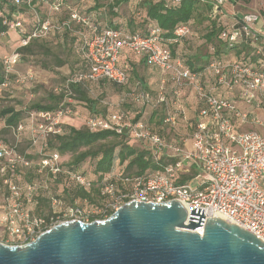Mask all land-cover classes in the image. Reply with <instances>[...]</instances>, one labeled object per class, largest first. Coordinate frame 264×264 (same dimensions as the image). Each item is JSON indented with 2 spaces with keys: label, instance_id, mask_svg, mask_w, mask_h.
I'll return each instance as SVG.
<instances>
[{
  "label": "built area",
  "instance_id": "built-area-1",
  "mask_svg": "<svg viewBox=\"0 0 264 264\" xmlns=\"http://www.w3.org/2000/svg\"><path fill=\"white\" fill-rule=\"evenodd\" d=\"M46 2V0H41ZM209 3L215 13L227 23L219 34L224 57L217 58L201 72L186 68L182 61L173 60L171 51L161 45V30L151 26L148 36L132 35L112 28H100L96 13L74 12L69 21L55 24L50 20H25L20 15L9 24L10 31L19 36L18 48L28 46L34 40H44L61 34L64 29L73 30L72 23L89 29L90 36L81 37V56L88 65L86 73L70 76L66 83L55 89L64 93V99L55 113L33 114L31 147H37L40 155L48 149L51 135L62 134L61 125L68 117L76 116L75 94L72 85L85 81L98 83L103 80L117 85L128 83L127 73L120 67L119 58L124 49L144 58L162 73L157 92L154 94L138 81L123 93L117 104L104 103L109 107L105 117H86L90 132L111 131L131 137L146 148L156 164L162 167L153 173L124 178L129 188L117 193L112 176H105L101 183V195L108 198L104 208L78 204L66 208L61 215L49 221L31 215L17 191L4 196L5 207L0 211V243L10 246L26 245L51 228L68 221L91 223L108 219L129 202L164 203L180 202L187 210H203L206 218H219L238 225L264 241V134L255 130L240 131L241 126L264 128V12L239 13L234 0H201ZM176 3L180 0H176ZM62 2L51 5L58 12ZM190 34L188 26L179 27L176 37ZM241 52L243 61L228 58ZM212 52L214 53L215 50ZM21 57L16 51L2 59L7 75L1 88L10 84ZM90 91L89 88H87ZM195 108L191 131L179 130L188 121L190 104ZM126 105L140 109L163 112L162 124L168 127L167 138L153 131L143 119H136ZM25 130L18 128L17 136ZM15 145L0 142V173L8 175L4 184L12 187L13 177L19 165L29 166L25 155ZM41 167L56 177L62 172L60 155L51 153L42 159ZM10 174V176H9ZM71 180L83 188L91 186L87 178L72 174ZM34 187L28 188L31 199ZM56 205V202H54Z\"/></svg>",
  "mask_w": 264,
  "mask_h": 264
},
{
  "label": "trees",
  "instance_id": "trees-1",
  "mask_svg": "<svg viewBox=\"0 0 264 264\" xmlns=\"http://www.w3.org/2000/svg\"><path fill=\"white\" fill-rule=\"evenodd\" d=\"M57 1L0 0V40L13 32L10 31L9 24L20 15H28L33 22L39 16L42 20L62 24L69 21L74 12L82 15L96 13L101 29L112 28L145 37L149 35L151 26L158 27L161 30V45L171 51L174 61H182L183 65L193 72H201L213 60L224 57L219 34L223 28L228 26V21L218 15L215 17L213 7L201 0H180L178 3L175 2L176 0H61L60 10L54 12L51 10V5ZM132 4H135V9L131 11L130 19H127L125 14L129 12H127V9ZM234 4H236V0H234ZM262 12L264 11L262 10ZM204 23H208V25L205 34L200 37L203 45L209 47L208 51L203 56L183 54L180 50L181 45L187 43L188 46H191V39L195 34L196 27L202 26ZM182 26H188L190 34L180 38L176 37L175 31ZM72 28V31L64 29L61 34L55 35L63 41L70 39L78 49V63L70 76L86 73L89 70L88 65L81 56L82 40L78 33L90 36V31L88 28L74 22ZM44 40H34L28 46L20 48L19 52L29 53L34 44ZM212 50H215V52L213 53ZM134 56L137 55L124 49L119 58L120 67L128 75L126 85L121 86L103 80L98 83L85 81L83 84L71 86L76 102L86 105L87 116L105 117L107 114L106 110L104 112L100 110V102L90 97L87 88L90 89L94 85L111 84L120 90H125L133 82L131 72L137 78L136 82L144 83L148 90L154 94L157 92L159 86L154 84L148 87L147 83L144 82L145 77H141L135 70L133 65ZM228 58L243 61L242 53L239 51ZM144 64L145 70L162 76L160 70L149 65L145 59ZM58 65L63 66L64 62L60 61ZM6 80L7 75L4 65L0 62V87ZM64 96V93H49L47 103L37 102L22 109L8 106L0 110V116L4 119L7 131L16 135L20 125L25 127V130L20 134L24 141L18 145L17 150L20 154L25 155L26 160L29 162L27 167L18 166L16 175L13 177L12 187L4 184V179L8 175L0 173L3 200L4 196H9L13 191H17L22 205L28 209L31 215L48 221L61 215L66 208L78 204L87 203V205L97 209L104 208L108 202V198L101 195V183L105 176H112L117 193L121 194L129 188V184L125 180L117 178L118 173L123 172L124 178H133L162 169L160 165L155 163L149 149L144 145L139 149L134 146L136 141L131 137L118 135L111 131L90 132L85 124L86 119L84 125L76 126L67 123L66 118L61 125L62 134L51 135L48 140V149L44 152V155H40L37 147H31V126L33 124L31 116L41 112L55 113L59 109ZM76 105H74V109L77 116L79 111L76 110ZM162 116L163 112L161 110L152 111V117L148 124L154 132L167 137L168 127L162 124ZM139 118L140 116L136 119ZM151 124L156 125V128ZM171 134L170 132L169 135L171 136ZM2 141L4 145H9L8 141ZM23 142L27 145V149L22 147ZM53 152L60 155L62 168V172L56 177L48 169L42 170L41 167L42 159L49 157ZM88 160L94 162V167L91 170L82 168ZM72 174L83 175L91 186L83 188L77 185L70 178ZM29 187H34L31 199L28 197ZM54 202H56V205ZM4 204L6 205V203Z\"/></svg>",
  "mask_w": 264,
  "mask_h": 264
},
{
  "label": "water",
  "instance_id": "water-1",
  "mask_svg": "<svg viewBox=\"0 0 264 264\" xmlns=\"http://www.w3.org/2000/svg\"><path fill=\"white\" fill-rule=\"evenodd\" d=\"M0 264H264V241L178 201H133L106 220L64 222L26 245L0 243Z\"/></svg>",
  "mask_w": 264,
  "mask_h": 264
},
{
  "label": "rangeland",
  "instance_id": "rangeland-1",
  "mask_svg": "<svg viewBox=\"0 0 264 264\" xmlns=\"http://www.w3.org/2000/svg\"><path fill=\"white\" fill-rule=\"evenodd\" d=\"M234 5L236 10L241 14L264 11V0H236V4ZM134 9L135 4H132L127 9V12L129 11L127 14H125L126 9L124 10L127 19H130L129 16ZM23 17L28 21L30 19L28 15ZM228 22L233 23V20L230 19ZM207 25L208 23H204L202 26L196 27L195 34L191 39V46H188L187 43L181 45L180 50H182L183 54H198L199 56H203L208 51L209 47L203 45L202 38L200 37L202 34H205ZM18 45L19 36L16 32L2 37L0 40V62H2L3 57L14 53L16 49L19 52L20 48H18ZM75 46L70 39L63 41V39L51 36L44 41L34 44L31 52H19L21 59L14 69V72L9 76V86L6 88L0 87V110L8 106H15L17 109H22L37 102L47 103L48 94L55 93L56 88L64 85L73 69L77 66L78 49ZM60 61L64 62L63 66L58 65ZM137 73L139 72L137 71ZM130 74L133 82L125 90H120L111 84L94 85L90 88L89 95L91 98L97 99L100 102V110L102 112L105 110L108 112L109 109L104 103L117 104L123 93L134 86L137 78H135L132 72ZM139 74L141 77H147L149 75L155 78L157 76V74H153L148 70H143ZM75 108L79 111L78 118L75 117L74 121L68 122L76 126H82L84 125L88 110L84 103H77ZM124 108L132 115L136 117L140 116L147 123L150 122L152 110L140 109L133 105H127ZM151 126L156 128L154 124H151ZM2 140L8 141L9 145H15L19 140L20 143L24 141L21 136L18 139L17 134L14 135L12 132L6 130L4 119L0 116V141L3 142ZM21 145L24 149H27L25 142ZM134 146L139 149L141 146L143 147L138 141L134 142ZM93 167L94 162L88 160L82 168L91 170ZM2 190L3 188L0 186V211H2L1 207H5Z\"/></svg>",
  "mask_w": 264,
  "mask_h": 264
},
{
  "label": "crops",
  "instance_id": "crops-1",
  "mask_svg": "<svg viewBox=\"0 0 264 264\" xmlns=\"http://www.w3.org/2000/svg\"><path fill=\"white\" fill-rule=\"evenodd\" d=\"M133 65H134V68L135 70L137 69V71L140 73L142 72L143 70H145V64H144V59L139 57V56H134V62H133ZM130 66V65H129ZM161 71H160V75H161ZM163 76V75H162ZM162 76H157L154 78V76H147L145 77L144 79V82L147 83V86L150 87V85H154L156 84V86H159L160 84V80L162 78ZM185 103L187 104H190L189 106V109H188V121L187 123L186 122H182V124H180V128L179 130L183 133L185 132H188V131H191V125L193 124L194 122V118H195V108L192 106V101H191V98L188 96V94L186 95V98H185ZM88 115V114H87ZM259 115L264 118V114L259 112ZM78 118V114L77 116H75ZM75 117H69L67 118V123L71 124L70 122L68 121H74V118ZM88 117V116H87ZM144 120V119H143ZM145 121V120H144ZM146 122V121H145ZM250 130H255L261 134H264V128L262 127H256V126H251V125H248V126H241L240 127V131H250ZM168 136L170 138H172V136L170 135H167V138Z\"/></svg>",
  "mask_w": 264,
  "mask_h": 264
},
{
  "label": "bare ground",
  "instance_id": "bare-ground-1",
  "mask_svg": "<svg viewBox=\"0 0 264 264\" xmlns=\"http://www.w3.org/2000/svg\"><path fill=\"white\" fill-rule=\"evenodd\" d=\"M220 218V217H219ZM223 219V218H222ZM224 220V219H223Z\"/></svg>",
  "mask_w": 264,
  "mask_h": 264
}]
</instances>
